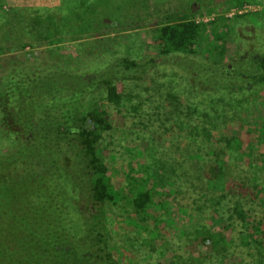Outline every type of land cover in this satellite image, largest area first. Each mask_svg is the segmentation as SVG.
I'll return each instance as SVG.
<instances>
[{"label":"rangeland","instance_id":"374dc122","mask_svg":"<svg viewBox=\"0 0 264 264\" xmlns=\"http://www.w3.org/2000/svg\"><path fill=\"white\" fill-rule=\"evenodd\" d=\"M169 16L203 27L195 54L160 53L157 30ZM0 51V160L12 158L15 145L29 139L11 133V127H19L2 115L1 79L15 60L32 65L39 60L35 65L42 71L47 69L42 62L59 68L63 62L75 74L85 72L90 87L86 92L93 94L86 105L97 99L108 108L111 129L102 133L98 151L118 192L104 212L109 248L119 264H177L178 256L188 261L189 245L201 226L223 231L228 225L225 215L201 210V187L189 188L186 182L190 174L201 176V154L208 164L209 148L218 150L222 139L239 132L245 156L256 160L264 153V140L258 138L264 91L254 93L248 79L233 76L225 91L216 92V78L201 72L223 65L244 74L254 71L253 61L264 55V0H0ZM123 58L138 68L126 74L110 72L120 101L108 103L100 72ZM51 69L45 77L59 82L61 72ZM43 79H36L41 82L38 88L47 82ZM195 84L198 91L192 88ZM14 111L24 114V109ZM202 117L211 118L220 131L212 133ZM204 127L210 131L209 147L201 153ZM51 142L53 137L39 138L36 145ZM34 151L46 155L40 147ZM237 157L232 151L228 160ZM52 159H58L56 153ZM35 169L47 177L39 165ZM12 170L5 165L0 173L10 176ZM50 175L53 182L66 185L64 177L54 179L52 171ZM140 180L145 182L141 185ZM71 186L76 189L73 215L79 219L86 185L74 180ZM140 187L152 194L145 216L137 215L132 205ZM245 210L251 222L264 218L258 203L245 204ZM233 228L238 242L243 225L234 221ZM252 252L248 249L251 258ZM243 260L252 264L235 248L226 249L221 258L224 264Z\"/></svg>","mask_w":264,"mask_h":264},{"label":"trees","instance_id":"16d2710c","mask_svg":"<svg viewBox=\"0 0 264 264\" xmlns=\"http://www.w3.org/2000/svg\"><path fill=\"white\" fill-rule=\"evenodd\" d=\"M167 19L157 30L160 53L163 56L195 54L194 47L203 27L190 19L175 21L171 16ZM42 63L46 70L15 60L11 66L8 65L1 79L4 120L19 127H11V133L29 139L15 145L12 158L0 160V171L5 165L14 169L10 176L0 173V264H119L109 248L104 212L106 203L114 200L118 192L98 151L102 133L111 129L108 108L97 99L86 105L93 94L86 92L90 87L89 81L84 80L85 72H80L82 79L80 73L75 74V70L63 62H59L63 68L58 64ZM253 66L251 73L244 74L230 70V65H223L202 70L201 75L216 78V92L225 91L229 81L237 76L248 79L247 87L259 93L264 91V55L255 58ZM51 67L61 72L59 82L45 77ZM136 68L135 62L123 58L100 72V85L108 103L120 101L110 72L126 74ZM38 78L47 81L44 87H37L41 86V82L36 80ZM192 88L199 90L196 84ZM16 109H24V114L17 113ZM210 120L207 117L201 119L212 126V133L220 131ZM259 127L258 138L264 140V120ZM203 129L201 153L209 147L210 138L209 129ZM47 137H53L55 142L36 145L39 138ZM222 141L224 145L218 150L209 148L208 164L201 154L204 162L201 176L190 174L186 184L189 188L201 187V210L220 213L222 217L225 215L228 225L223 231L201 226L189 245L192 252L190 260L181 262L178 256L180 261L177 264L222 263L223 253L229 248L241 251L242 257L251 260L252 264H264V218L251 222L249 212L245 210V204L253 206L258 203L264 211V153H258L256 160L245 156L240 132ZM37 147L46 153L44 157L34 151ZM232 151L238 153L234 162L228 160ZM54 153L58 156L56 160L52 159ZM189 157L191 160L198 156ZM16 159L22 161L17 163ZM38 165L46 171L48 178L35 169ZM51 171L56 172L54 179L58 175L64 177L66 185L53 182ZM74 180H82L86 185L79 219L77 215L74 218V203L71 202L76 193L75 187L71 186ZM142 182L145 181L140 180L141 185ZM133 195L135 213L145 216L152 203V194L140 187ZM234 221H240L244 228L238 242L232 236ZM198 247H201V253ZM248 249L254 251L252 258ZM195 253H198L197 257ZM243 263L248 262L243 260Z\"/></svg>","mask_w":264,"mask_h":264}]
</instances>
